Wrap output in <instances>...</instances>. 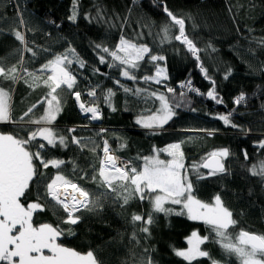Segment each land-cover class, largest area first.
Masks as SVG:
<instances>
[{
	"label": "trees",
	"instance_id": "trees-1",
	"mask_svg": "<svg viewBox=\"0 0 264 264\" xmlns=\"http://www.w3.org/2000/svg\"><path fill=\"white\" fill-rule=\"evenodd\" d=\"M165 3L175 15L185 18L186 33L200 49H206L209 44L216 49L215 52L201 51L200 58L215 80L216 91L224 103L217 104L206 96L189 93L188 104L177 109V116L158 134L152 135L135 121L141 114L150 115L159 104L151 101L145 103L140 98L126 95L114 84V80H120L129 88L147 87L163 92V86L145 84L139 79L144 75H153L155 67L147 63L145 57L134 73L138 83L127 80L120 76L119 70L99 64L92 42L110 50L115 49L121 35L134 42L146 43L152 49V54L167 57L166 83L176 90L177 96L181 92L180 83L189 78L201 93H207L211 83L204 78L198 62L185 46L174 40L170 44L158 43L156 34L169 21L163 12ZM17 4L26 21L23 28L16 19ZM72 4L73 0H0V62L5 68L12 65L19 67L21 53L17 49L22 46L12 33L20 30L25 34L28 47L37 51L35 59H32L31 53H23L24 67L41 77L35 82L26 77L29 83L23 79L16 83L0 80V87L11 95L13 118L21 117L32 105L37 107L30 114L31 118L36 119L43 114L47 105L39 102L45 101L49 92L43 80L50 74L40 69L53 59V53H63L72 47L86 61L85 68L79 69V75L76 63L71 65L77 86L72 90H57L63 111L53 124V129L68 137L69 146L49 147L45 158L64 160L60 174L90 193H95L98 185L92 177L101 166L105 140L119 157L131 161L137 169L142 168V158L153 155L154 149H163L168 144L183 141L185 169L192 180L196 198L211 203L214 196L220 194L237 221L230 229L233 235L241 230L264 234V183L248 171L251 165L264 160V148L258 147V142L264 140V47H259L257 43L264 39V0H163V3L157 0L156 4L152 0H79V16L75 23L68 20ZM97 8L102 10L105 22L85 18L96 17ZM47 20H54L60 27L47 24ZM107 22L114 26H109ZM30 28L32 31H29ZM176 34L178 30L173 29L171 35ZM37 46L50 51L40 52ZM160 66H165V62H160ZM92 67L99 68L100 74L93 75ZM229 69L232 74L225 80L223 77ZM33 83L38 86L30 87L29 84ZM97 84L100 85L96 90L97 96L109 88L113 89L115 96L112 103L116 111H112L101 99L98 105L103 118L90 121L89 115L81 113L72 93L80 91L81 102L92 106V98L85 90ZM241 92L246 94L247 103L236 106L233 98ZM168 95L171 99V94ZM253 101L256 104H251ZM233 108L236 109L231 117L233 123L251 130L246 135L214 118L227 114ZM70 128L76 131L69 134L67 129ZM101 129L107 131L101 132ZM32 130H36L35 126ZM204 130H214L215 135H207ZM18 131L11 123L0 124V132L15 134ZM20 135L25 134L20 132ZM72 136L82 139L84 147L71 143ZM37 140L46 144L39 137ZM121 143L126 147L120 148ZM224 147L229 148L231 153L224 160L228 174L207 176L208 170L200 168V173L207 178L197 181L191 170L192 165L203 163L209 153ZM93 148L95 151L91 150ZM243 150L247 151L248 159H245ZM160 158L170 159L166 152L161 153ZM41 171L43 176L38 178V183L30 185L26 199L21 198V202L27 206L36 201L39 192V203L43 205V210L34 213L33 223H50L66 229L67 226L60 223L66 214L49 203L50 197H44L46 183L55 178L58 170L49 165L46 169L41 168ZM176 209L179 211V206ZM150 210L148 200L133 199L124 207L106 200L99 214H84L82 222L74 227L75 236H61L59 242L81 253L93 251L99 264H147L149 256L154 264H188L174 254L173 248L186 249L187 238L191 233L198 232L202 237H209V241L201 247L210 253L212 259L219 264H238L234 256H228L218 244L211 242L213 234L203 221L190 220L186 215L165 217L163 213L156 214L155 223L150 226L151 235L141 233L139 229L143 222L133 225L131 216L140 214L147 219ZM134 231L136 239H133ZM192 264H211V261L200 258Z\"/></svg>",
	"mask_w": 264,
	"mask_h": 264
},
{
	"label": "snow or ice",
	"instance_id": "snow-or-ice-1",
	"mask_svg": "<svg viewBox=\"0 0 264 264\" xmlns=\"http://www.w3.org/2000/svg\"><path fill=\"white\" fill-rule=\"evenodd\" d=\"M157 0H152L156 4ZM163 3V0H161ZM26 11V9H25ZM163 12L169 18V21L161 27V31L156 34L159 37L158 43L180 42L185 46L186 51L198 62V67L205 79L211 83V88L207 93H201L199 89L192 85L191 79L180 83L181 92L177 96L176 90L167 86V57L158 54H152V49L146 43L134 42L132 39L120 36L118 44L114 50H110L102 44L92 42L93 51L97 53L98 62L101 65H107L109 68L119 70L120 76L138 83V78L134 74L140 68L141 62L145 61L155 67L153 75H144L142 79L145 84L155 83L164 87L165 91L159 92L149 88L126 87L120 80H114L121 91L126 95L142 99L145 103L151 101L158 103L159 107L152 111L150 115L141 114L137 117L135 123L141 128L147 130L149 134L156 135L165 125L177 116V109L188 104V94L206 96L217 104H223L224 101L219 97L216 91V82L209 75L208 69L204 66L200 58L201 51L216 49L208 45L206 49H200L197 44L186 33V21L183 17L175 15L165 4ZM30 15V14H29ZM79 16V0H73L71 14L68 20L75 23ZM86 19H95L98 22H105L102 10L97 8L96 17L86 16ZM190 18V17H189ZM16 19L21 28L26 24L24 14L19 10L17 4ZM47 24L59 28L60 25L54 20H47ZM109 26H114L111 22ZM195 27V25H193ZM173 29L178 30V34L171 35ZM29 31H32L30 28ZM12 35L20 43L21 48L17 49L21 53L17 65L5 68L0 62V80L16 83L23 79L25 83L39 81L41 77L36 72L29 71L24 67V52L31 53L32 59L37 57V51L28 47V41L24 32L20 30L13 31ZM50 35V34H49ZM259 47H264V39L257 42ZM40 52H48L37 46ZM252 51V49H250ZM53 59L48 60L41 66L40 71H51V75L43 80V84L49 88L45 101L39 102L41 105L46 103L47 107L43 114L33 119L30 114L37 105H32L18 119L13 118L11 112V95L4 88L0 87V122L13 124L19 131L13 133L0 132V264H99L94 252L89 250L81 253L71 247H67L59 242L61 236H75L74 227L78 226L85 213L99 214L105 205L106 200H112L121 207L127 206L133 199L141 201L148 200L151 210L147 219L143 215L133 214L131 222L135 225L137 222H143L139 231L151 235L150 226L155 223V215L163 213L165 217L172 215H186L190 220L203 221L210 232L213 234L212 243H216L222 251L228 256H234L238 264H264V234H255L241 230L233 235L230 231L237 221L233 218V212L225 206L220 194H216L213 202L207 203L196 198L192 180L188 177L184 164V152L182 149L183 141L168 144L163 149H154V154L143 157L141 169H137L131 161H122L119 157L112 154V150L107 140L103 144V160L101 166L92 177L98 185L95 193H90L85 188L72 182L64 175L60 174L61 166L65 164L62 159H46L48 148H67L69 146L68 137L58 133L52 127L58 116L63 111L61 100L57 90H72L77 86L76 75L70 70L75 62L78 66L77 75L81 74L79 69H84V61L75 48L69 47L63 53H53ZM107 57V58H106ZM160 62H165V66H160ZM92 74H100L99 68L92 67ZM232 72L229 69L223 79L227 80ZM107 75V74H105ZM27 77V78H26ZM87 79V78H85ZM30 87L38 86L29 84ZM63 86V88H62ZM99 84L91 85L86 89L87 95L92 98V106H86L81 101V92L75 91L76 101L79 103L81 113H90V121H98L103 118L102 110L98 102H103L116 111L112 100L115 96L113 89L109 88L97 96ZM171 94L172 98H169ZM233 103L240 106L247 103V96L244 92L233 98ZM264 108V105H262ZM150 111V110H149ZM193 111H195L193 109ZM236 111L233 108L227 114L215 116L225 126H231L247 134L250 129H244L232 121V115ZM27 118V119H26ZM35 126L36 130H32ZM69 134L76 131L75 128L67 129ZM107 129H101L106 132ZM207 135H215L214 130H204ZM20 132L25 135L21 136ZM37 137H42L45 143H40ZM71 143L84 147L85 142L80 138L72 136ZM126 147L121 143L120 148ZM259 148H264V140L258 142ZM34 149V150H32ZM95 151V148L91 149ZM166 152L170 159H160V154ZM245 159H248L246 150H243ZM231 155L227 147L220 148L209 153L201 164H193L192 172L197 181L207 178L200 173V168L208 169L207 176H217L219 174H228L224 160ZM35 161V162H34ZM46 169L49 165L55 167L58 171L50 183H46L44 197L51 198L49 203L60 208L66 218L61 219L60 223L66 225V229L53 226L50 223H33V216L37 210H43V205L39 203L40 193L37 194V200L25 205L21 198L26 199L27 192L30 191V185L39 182V177L43 176L41 168ZM95 171V170H94ZM252 176L259 177L264 183V160L251 165L248 169ZM71 194L61 197L60 189ZM176 206H179L177 211ZM133 239H136V232H133ZM209 241L208 236L201 237L198 232H193L188 238L189 247L187 249H175L176 256L183 258L188 264L198 261L200 258H208L211 264H219L212 259L210 253L203 250V244ZM47 250V254H45ZM148 251L147 249L145 250ZM147 264H154L151 256L148 257Z\"/></svg>",
	"mask_w": 264,
	"mask_h": 264
},
{
	"label": "bare ground",
	"instance_id": "bare-ground-1",
	"mask_svg": "<svg viewBox=\"0 0 264 264\" xmlns=\"http://www.w3.org/2000/svg\"><path fill=\"white\" fill-rule=\"evenodd\" d=\"M109 146H110V145H109ZM110 149L112 150V154H113V155H116L117 157H119V156L114 152V150L111 148V146H110ZM119 158H120V160L123 161V159H122L121 157H119ZM102 160H103V152H102ZM71 191H72V190L69 188V189H68V193H65V192H64V189L61 187V189H60L61 197L64 198V196L67 194V195H69V199H70Z\"/></svg>",
	"mask_w": 264,
	"mask_h": 264
},
{
	"label": "rangeland",
	"instance_id": "rangeland-1",
	"mask_svg": "<svg viewBox=\"0 0 264 264\" xmlns=\"http://www.w3.org/2000/svg\"><path fill=\"white\" fill-rule=\"evenodd\" d=\"M48 72H49V74L51 75V71L48 70ZM80 102H81V101H80ZM80 102L77 101V103H78V107H79V103H80ZM254 103L256 104V101H253L251 104L254 105ZM46 107H47V106H46ZM83 114H84V115H89V116L91 115L90 113H88V114L83 113ZM5 123H7V122H0V124H5ZM52 127H53V125H52ZM39 138L43 139L42 137H39ZM160 159H161V158H160ZM101 161H102V158H101ZM123 161H126V160L123 159ZM186 174H187V173H186ZM191 234H192V233H191ZM199 235H200V234H199ZM200 236H201V235H200ZM189 237H191V235H190ZM189 237H188V238H189ZM201 237H202V236H201ZM188 238H187V243H188ZM188 247H189V243H188L187 248H188ZM187 248H186V249H187ZM45 254H47V250H46Z\"/></svg>",
	"mask_w": 264,
	"mask_h": 264
},
{
	"label": "water",
	"instance_id": "water-1",
	"mask_svg": "<svg viewBox=\"0 0 264 264\" xmlns=\"http://www.w3.org/2000/svg\"><path fill=\"white\" fill-rule=\"evenodd\" d=\"M206 170H208V169H206ZM209 171V170H208Z\"/></svg>",
	"mask_w": 264,
	"mask_h": 264
}]
</instances>
